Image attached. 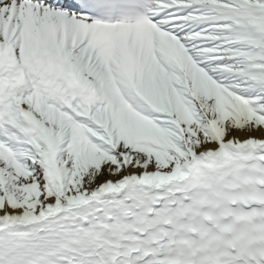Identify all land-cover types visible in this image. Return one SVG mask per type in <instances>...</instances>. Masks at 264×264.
I'll return each mask as SVG.
<instances>
[{
    "label": "snow or ice",
    "instance_id": "obj_1",
    "mask_svg": "<svg viewBox=\"0 0 264 264\" xmlns=\"http://www.w3.org/2000/svg\"><path fill=\"white\" fill-rule=\"evenodd\" d=\"M0 264H264V0H0Z\"/></svg>",
    "mask_w": 264,
    "mask_h": 264
}]
</instances>
